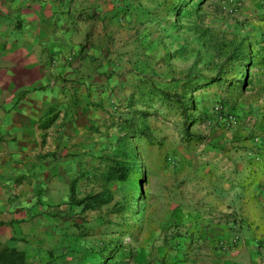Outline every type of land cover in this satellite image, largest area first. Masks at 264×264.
Masks as SVG:
<instances>
[{
  "label": "rangeland",
  "instance_id": "1",
  "mask_svg": "<svg viewBox=\"0 0 264 264\" xmlns=\"http://www.w3.org/2000/svg\"><path fill=\"white\" fill-rule=\"evenodd\" d=\"M155 2L161 3L156 13L138 8L129 16L121 40L138 46L130 68L122 72L129 87L112 91L105 103L107 122L95 128V150L101 155L110 152L111 138L120 133L114 125L136 89L154 87L183 98L170 105L156 95L146 104H134L131 110L144 117L134 114L133 128L147 132L149 139L131 138L136 161L127 179L107 185V203L77 204L105 187L99 154L98 173L86 178L81 191L73 190L74 209L59 222L57 233L36 245L42 250L33 264H216L218 257L226 256L221 253L228 254L244 241L247 219L227 203L237 198V208L242 204L248 214L255 188L264 192V0L142 4ZM192 78H219L226 84H187ZM179 102L187 106L186 114ZM205 181L214 191L207 197L218 202L217 190L230 189L224 192L226 217L206 219L211 223L184 220L190 210L210 213L198 206L200 198L197 208L184 204L196 198L191 185L199 188ZM16 258L12 256V263Z\"/></svg>",
  "mask_w": 264,
  "mask_h": 264
},
{
  "label": "crops",
  "instance_id": "2",
  "mask_svg": "<svg viewBox=\"0 0 264 264\" xmlns=\"http://www.w3.org/2000/svg\"><path fill=\"white\" fill-rule=\"evenodd\" d=\"M142 3L0 0V264H33L42 250L36 245L57 233L74 209L72 182L81 191L97 172L95 128L107 122L105 103L112 91L129 87L122 72L138 46L121 37L130 14L144 12ZM191 186L196 198L184 204L210 213L189 209L184 220L226 217L224 192L230 189L217 190L218 202L207 197L213 191L209 181ZM255 191L248 214L242 204L237 208V198L228 200L247 219L246 239L228 254L220 251L226 256L216 264H264V192Z\"/></svg>",
  "mask_w": 264,
  "mask_h": 264
},
{
  "label": "trees",
  "instance_id": "3",
  "mask_svg": "<svg viewBox=\"0 0 264 264\" xmlns=\"http://www.w3.org/2000/svg\"><path fill=\"white\" fill-rule=\"evenodd\" d=\"M158 1V0H154ZM169 2V1H168ZM151 3L150 5H144V12L154 14L159 10V7L161 5L160 2ZM153 5L154 8L151 7ZM175 5H173V8ZM151 7V8H150ZM175 12V9L173 10ZM264 20V15L262 16ZM197 84V83H209V84H216L218 87H224L226 84V81L220 80L219 78H205L204 81L199 82L196 78L189 79L187 81V84ZM160 96L161 99H164L167 101L168 104L173 105L174 101H178V99L183 98L178 95V93H168L161 90H158L154 87H147L145 89L138 88L134 92H132L129 97L126 99L125 104V111L124 113L120 114L119 122L115 124L114 126H117L120 130V133L115 135L113 138H111V142L109 145V151L105 152L101 155V158L103 159V171L99 173V176L101 177V180L103 181L104 189L90 197H86L83 199H80L77 204L82 205L84 203H89L90 206H99L101 204L107 203L108 199L111 197V192L109 189H107V185L113 183V182H122L127 179L128 174L130 173L131 165L135 164L136 159L134 158L133 151L130 148L129 142L131 138L138 137L137 135H144L143 137L145 139H149V134L147 132H139L138 129H134L136 127V116H140L141 118L144 117V113L139 110H131V108L134 106V104L137 103H148L149 100H152L154 96ZM186 104V103H185ZM178 106L181 108V112L186 114L187 106L183 103L178 104ZM135 114V115H134ZM184 116L186 117V115ZM192 117L189 116L188 119H185V122L188 125L189 119ZM134 127V128H133ZM136 132V136L135 135ZM186 133L187 130H186ZM98 173V172H97ZM73 183L71 184V190L70 193L73 195ZM72 195H70V202L72 201L71 198ZM90 201V202H89Z\"/></svg>",
  "mask_w": 264,
  "mask_h": 264
}]
</instances>
